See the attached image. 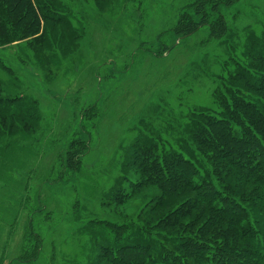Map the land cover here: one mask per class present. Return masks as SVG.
I'll use <instances>...</instances> for the list:
<instances>
[{"label":"rangeland","instance_id":"obj_1","mask_svg":"<svg viewBox=\"0 0 264 264\" xmlns=\"http://www.w3.org/2000/svg\"><path fill=\"white\" fill-rule=\"evenodd\" d=\"M197 1L37 0L40 37L0 44V264H166L165 250L174 264H213L219 251L264 264V187L196 142L207 117L242 135L234 99L264 106L247 80L264 77V0L221 5L210 23L222 16L228 30L213 41L208 25L175 32ZM177 159L220 195L213 206L247 209L236 251L199 234L214 217L233 227L187 204L194 193L163 197L141 175L144 161L165 171ZM188 239L206 246L204 262L179 253Z\"/></svg>","mask_w":264,"mask_h":264},{"label":"trees","instance_id":"obj_2","mask_svg":"<svg viewBox=\"0 0 264 264\" xmlns=\"http://www.w3.org/2000/svg\"><path fill=\"white\" fill-rule=\"evenodd\" d=\"M35 1L37 0H0V44H2V46L12 45L16 41L36 40L40 37V32L42 30L40 21L45 19V16L41 15L40 12L42 7L36 5ZM238 1L239 0L197 1L192 6L188 7V10L181 15L175 28L176 34L179 36H188L208 25L210 28V39L212 41L222 39L228 30L225 19L219 16L216 22L210 23V18L214 16L216 10H218L221 5L231 6ZM189 11L192 13H189ZM195 18H198V21H196ZM257 61L261 65L258 67L260 69L263 68L264 57H259ZM256 77L257 76L253 78V82L256 83V80H259L261 84L259 82L260 86L258 87L256 84L252 83L251 79L247 80H249L253 90L264 94V77L263 79H256ZM233 101V113L235 115H239L240 112L245 114V116L242 117V123H240L244 129L242 135H238V133L232 131L231 119L224 118L222 120H215L207 117L205 124H202L198 132L200 137L198 139L196 138V142L203 149H212L215 151L212 157L213 164L218 165L220 162L219 160H226L229 166L241 167L243 171L242 177L248 176L254 181H259L262 187H264V106L258 107L252 104L249 105L241 99H234ZM201 154H204V152ZM142 166H139L140 169L141 167L143 169L141 173L142 177L144 176L146 178V175H149V177L146 178V183L149 185H159L163 197H167V195L170 196L171 194H178L179 192L183 194L192 192L196 195L194 196L195 199L188 200L187 204H192L193 208L207 206L212 209L216 215H219L227 221L225 223H230L231 225L229 224V226L233 227L231 228L232 230H221L220 222L214 217L199 234L202 237L203 234L208 233L211 234L213 238H231L233 244L227 247L229 242L226 240L224 242L226 245L223 244V246H225L226 250H237V243L234 242L235 237H237V231L234 229V225L239 226L242 224L244 214H246L247 211L243 204L242 206L239 203L234 205L231 199L219 197L220 202L217 208L213 206L212 204L216 201V197L220 195H217L218 193H216L215 190L209 189L206 182L195 183L193 175L181 172L185 167V163H183L182 159L170 161L165 171L158 165L154 168L148 167L147 161H144ZM187 204L179 206L177 210V219L182 217V212H187ZM204 213L205 211L200 208L199 214L204 215ZM220 220L221 219H219V221ZM167 223L165 224L167 225ZM186 225L187 227L194 226V220L188 221ZM251 229V227L245 228L244 231L250 235V232H252ZM204 247L206 246H203L202 243L188 239L186 240V244H180L177 250L179 253H184L186 255L193 254L196 260L204 262V255H206L202 250ZM165 252L167 258L165 259V263L174 264L173 260H176L179 256L169 250H165ZM219 252L220 253L210 258L213 264H236L235 261L240 259L238 253L226 252L223 254L221 251ZM251 254H254V252ZM246 257L250 256L246 255ZM246 257L245 259L242 258L243 260H240V262L247 263L248 258ZM244 260H246V262ZM196 264H198V262Z\"/></svg>","mask_w":264,"mask_h":264}]
</instances>
